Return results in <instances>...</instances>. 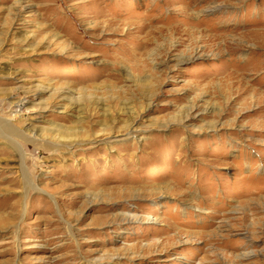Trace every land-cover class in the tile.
I'll return each instance as SVG.
<instances>
[{"label": "rangeland", "instance_id": "rangeland-1", "mask_svg": "<svg viewBox=\"0 0 264 264\" xmlns=\"http://www.w3.org/2000/svg\"><path fill=\"white\" fill-rule=\"evenodd\" d=\"M0 264H264V0H0Z\"/></svg>", "mask_w": 264, "mask_h": 264}]
</instances>
